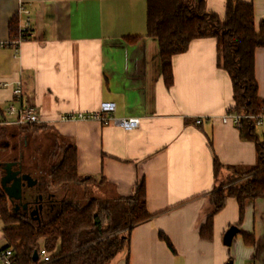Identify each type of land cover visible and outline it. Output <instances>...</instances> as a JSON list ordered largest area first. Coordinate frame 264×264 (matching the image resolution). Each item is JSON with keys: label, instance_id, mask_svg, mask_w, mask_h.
<instances>
[{"label": "crops", "instance_id": "1", "mask_svg": "<svg viewBox=\"0 0 264 264\" xmlns=\"http://www.w3.org/2000/svg\"><path fill=\"white\" fill-rule=\"evenodd\" d=\"M203 1L224 17L226 0ZM240 1L252 4L258 27L264 0ZM21 4L30 11L33 36L20 45L19 62L11 47L0 45V83H10L0 85V110L12 104L19 80L22 104L39 109L41 125L75 147L80 176L105 179L106 190L121 196L144 181L152 217L131 229L128 251L110 264H264V198L247 200L241 216L237 200L227 197L213 216L212 238L200 236L213 208V158L238 167L257 159L254 143L221 121L233 99L230 78L216 64V39L193 40L172 57L168 89L157 42L146 36L147 0H0V43L18 33L10 35L9 22L17 15L19 28ZM254 73L264 100V47L255 49ZM102 103H113L116 117L139 118L138 126L60 120ZM256 131L264 134V122ZM230 227L237 232L225 244Z\"/></svg>", "mask_w": 264, "mask_h": 264}, {"label": "trees", "instance_id": "2", "mask_svg": "<svg viewBox=\"0 0 264 264\" xmlns=\"http://www.w3.org/2000/svg\"><path fill=\"white\" fill-rule=\"evenodd\" d=\"M17 29L15 15L9 22L10 35ZM146 36L157 42L161 73L168 89L173 83L172 57L184 52L193 40L215 38L217 67L228 74L232 86L233 105L227 112L253 116L241 118L237 128L241 139L255 145V165L225 166L213 158V208L200 231L203 239L210 240L213 216L222 210L227 197L237 200L241 216L247 200L264 198V134H257L259 124L255 118L264 116V100L258 98L254 73L255 49L264 47V21L256 27L252 4L240 0H226L223 18L209 11L203 0H147ZM44 131L54 134L49 138ZM59 139L44 125L0 126V164L15 161L34 177L43 174L44 191L58 199L53 208L39 214L37 221L14 212L13 203L0 185L3 247L13 250L15 264H37L32 256L40 247L52 254L46 264H110L128 251L131 229L152 217L146 209L144 181L140 180L128 196L106 189L100 195L87 194L80 187L96 184L99 189L106 185L105 179L80 176L75 147ZM37 154L47 160V165H38ZM223 169L230 176L217 185ZM243 178L246 179L241 182ZM23 190V200H31L33 191L25 187ZM158 236L174 252L169 239L162 232Z\"/></svg>", "mask_w": 264, "mask_h": 264}, {"label": "built area", "instance_id": "3", "mask_svg": "<svg viewBox=\"0 0 264 264\" xmlns=\"http://www.w3.org/2000/svg\"><path fill=\"white\" fill-rule=\"evenodd\" d=\"M25 14L24 19L19 23L18 33L9 38L5 43H0L1 46L11 47L13 49V58L19 62V47L33 36V28L31 25L30 11L25 4L19 7V14ZM10 83H0L1 86H8ZM24 91L19 80L15 81L13 88L12 104L4 111H0V126H16V125H31L44 123L41 118L39 109L31 105H23ZM113 103H102L97 111L92 112H67L60 116L62 121H97L103 126L115 125L125 130L136 128L140 119L137 117H116L114 115ZM253 116L238 115L233 113H225L221 117L223 123L232 122L235 126H239L241 118ZM258 124L264 122V116H256ZM201 118H197L195 123L200 124ZM52 259V254L46 251L44 247H40L38 251L37 264H46ZM0 264H15L14 252L11 248L0 246Z\"/></svg>", "mask_w": 264, "mask_h": 264}, {"label": "water", "instance_id": "4", "mask_svg": "<svg viewBox=\"0 0 264 264\" xmlns=\"http://www.w3.org/2000/svg\"><path fill=\"white\" fill-rule=\"evenodd\" d=\"M16 164V162H5L3 164H0V167L2 171H4L0 177V185L2 189L4 190L5 194L7 195V198L10 200L11 203H13L14 212H17L18 208H22L27 212V214L30 216L31 219L39 221L40 216L39 212L41 211V205L35 206L33 209H30L28 207V202H23V189L24 187L31 188L36 185L37 180L32 178L27 173H22L20 176V171L13 172L12 167ZM15 201L17 203H15ZM15 203V204H14ZM237 232V229L235 227H230L224 234L223 241L225 244H229L234 236V234ZM38 258L37 251H34L32 260L36 261ZM227 264H232L231 262Z\"/></svg>", "mask_w": 264, "mask_h": 264}, {"label": "flooded vegetation", "instance_id": "5", "mask_svg": "<svg viewBox=\"0 0 264 264\" xmlns=\"http://www.w3.org/2000/svg\"><path fill=\"white\" fill-rule=\"evenodd\" d=\"M19 162H16V164L12 167V171L13 172H16V171H20V174H18V176H20L22 173H27V174H30L32 176V178L36 179L37 180V183L35 186L31 187V188H28L26 187L27 189H30L33 196H32V199L29 200H22L23 202H28V207L30 209H33L35 206H39L41 205V211L39 212L44 214L48 209H50L51 207L53 208V206H55L58 202V199L55 197V196H50L48 195L45 191H44V188H43V174H40L38 175L37 177H34L31 173L25 171V169L22 167V164H17ZM4 171H2V174ZM15 203H17L15 201ZM14 203V204H15ZM17 212H20L21 214H24L28 217H30L27 212L25 210H23L21 207L18 208Z\"/></svg>", "mask_w": 264, "mask_h": 264}, {"label": "rangeland", "instance_id": "6", "mask_svg": "<svg viewBox=\"0 0 264 264\" xmlns=\"http://www.w3.org/2000/svg\"><path fill=\"white\" fill-rule=\"evenodd\" d=\"M53 134L54 133H52L51 131H44V135L45 136H48L49 138L50 137H52L53 136ZM46 139V138H45ZM38 141L39 140H41L40 139V137L37 139ZM33 141V140H32ZM32 141H30L31 143H30V147L32 148L33 147V142ZM58 143L60 144V141H58ZM37 163H38V165H47V160H45L44 159V157H42L40 154L38 155L37 154ZM50 161V160H49ZM230 176V172L229 171H227V170H225V169H223L221 172H220V174H219V176H218V178H217V185H220V184H222V182H225V180L227 179V177H229ZM95 185L96 184H89V185H87V187L86 188H83V187H80V189H82V190H87L88 192H87V194H95V195H100V192H98V190H100V189H106V187L105 186H102L101 188H99L98 189V187H95ZM225 185H226V183H225ZM26 188V187H25ZM80 189H78L80 192L82 191V190H80ZM96 189V190H95ZM62 190V189H61ZM57 193V192H56ZM81 193H83V192H81ZM80 193V194H81ZM1 228H2V223H1V221H0V231H1ZM3 244H4V241H2V240H0V246H3Z\"/></svg>", "mask_w": 264, "mask_h": 264}, {"label": "bare ground", "instance_id": "7", "mask_svg": "<svg viewBox=\"0 0 264 264\" xmlns=\"http://www.w3.org/2000/svg\"><path fill=\"white\" fill-rule=\"evenodd\" d=\"M254 119V118H253Z\"/></svg>", "mask_w": 264, "mask_h": 264}]
</instances>
